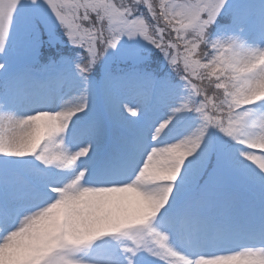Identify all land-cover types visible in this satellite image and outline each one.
<instances>
[{"label":"snow or ice","instance_id":"obj_1","mask_svg":"<svg viewBox=\"0 0 264 264\" xmlns=\"http://www.w3.org/2000/svg\"><path fill=\"white\" fill-rule=\"evenodd\" d=\"M0 264H264V0H0Z\"/></svg>","mask_w":264,"mask_h":264}]
</instances>
